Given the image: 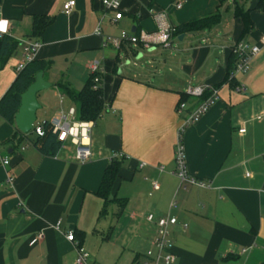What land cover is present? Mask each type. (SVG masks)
<instances>
[{
    "label": "crops",
    "instance_id": "obj_1",
    "mask_svg": "<svg viewBox=\"0 0 264 264\" xmlns=\"http://www.w3.org/2000/svg\"><path fill=\"white\" fill-rule=\"evenodd\" d=\"M67 1L0 0V32L17 42L16 57L0 68V98L16 77L21 42L38 40L35 59L50 62L43 72L50 87L37 94L42 121L57 113L78 120L76 112L69 114L74 103L55 85L81 89L91 62L101 74L105 104L92 122L91 157L84 163L74 159L69 138L54 156L42 155L0 117V155L9 161L0 162V264H74L76 246L88 252V264L142 262L147 249L155 251L156 226L146 220L148 213L177 219L169 229L175 256L170 264H264V119L255 120L264 114V10L258 1L121 0L123 17L114 24L100 0H74L64 13ZM236 4L249 11L253 23L244 35L234 17ZM159 10L174 31L214 13L219 20L173 35L171 48L160 51L159 45L145 48L140 42L103 44L121 31L154 32L153 14ZM34 15L51 18L40 37L31 36ZM240 41L260 47L244 73L233 67L232 49ZM142 50L150 54L143 56ZM129 56L140 62L124 69ZM188 85L218 89L217 101L183 133L188 174L205 188L180 186L172 173L178 125L199 102L185 95ZM182 101L186 110L178 114ZM114 157L123 162L111 195L126 203L119 214L110 203L99 216L103 201L95 192ZM8 174L11 186L5 183ZM153 182L159 185L155 191ZM70 230L74 244L65 237ZM38 233L42 238L32 242Z\"/></svg>",
    "mask_w": 264,
    "mask_h": 264
},
{
    "label": "built area",
    "instance_id": "obj_2",
    "mask_svg": "<svg viewBox=\"0 0 264 264\" xmlns=\"http://www.w3.org/2000/svg\"><path fill=\"white\" fill-rule=\"evenodd\" d=\"M105 11L111 12L112 16L109 19L110 23H116L123 17V10L121 7V0H100ZM75 5L74 0H69L63 4V12L69 13L72 7ZM182 3L177 1L175 3V8L179 9ZM156 21V29L152 33L141 32L139 36H128L125 31H121L118 37L106 36L103 39V44H111L115 48H119L124 41L130 43L140 42L145 48H149L153 45H159L164 49L171 48L172 37L174 28L170 25L166 18L164 10H159L153 14ZM99 28L96 29V34H99ZM4 32H0V37ZM264 44V38L260 40ZM22 50L19 54V61L15 67V71L19 72L25 65L33 61L36 57L38 50L41 48L42 44L40 41H22ZM260 47L258 45H250L246 42L240 41L232 49V53L235 55L236 62L234 67V72L244 73L248 70L249 62L252 56H254ZM90 73L98 72V67L96 62H91L88 64ZM95 82H99L98 77H95ZM238 91H243L242 87H237ZM185 95L189 97H195L199 99V102L191 109L188 110L186 115L182 117L180 124L177 128L176 133V144L174 149V170L172 173L178 178L180 186L196 185L201 188L209 187L202 181L196 180L194 177L188 174L186 168L185 152L183 146V133L185 129L196 122L203 114H205L210 107L218 99V89L216 87H209L206 85H188L185 89ZM186 110V103L184 101L180 102L177 107V113L180 114L182 111ZM76 110L71 108L69 111L70 115H74ZM264 119V114H259L255 117V120L261 121ZM42 122L33 124L32 129L29 133L34 136L42 137L44 136L45 130L43 128ZM48 128L52 130L53 133L57 134L58 139L62 142L64 139L69 138L71 143L74 145V159L78 163H84L88 161L91 157L90 150V139L89 132L92 127V121H69L63 113H57L47 122ZM240 134L245 132V129L238 130ZM31 143L27 140L26 145ZM119 158V157H118ZM0 162L2 165L8 164V159L0 155ZM13 176L8 174L5 178V183L8 186L13 184ZM159 188L157 182L152 183V191ZM170 206H175V201H171ZM146 220L150 223H154L156 226V237L152 241V245L155 251L151 248L147 249L144 253L145 259L142 262H135L133 264H158L160 262L164 264H170L175 260V256L169 250V229L170 227L177 224V219L175 217L165 215L161 217H155L152 213L146 215ZM185 228L186 225L183 224ZM66 239L75 243L74 233L70 230L65 235ZM42 238V233H38L35 239L39 240ZM77 255L74 260V264H88V252L80 247L76 246Z\"/></svg>",
    "mask_w": 264,
    "mask_h": 264
},
{
    "label": "trees",
    "instance_id": "obj_3",
    "mask_svg": "<svg viewBox=\"0 0 264 264\" xmlns=\"http://www.w3.org/2000/svg\"><path fill=\"white\" fill-rule=\"evenodd\" d=\"M257 7L264 10V0H257ZM234 17L242 23V35L253 28V23L249 18V11L243 6L236 4L234 9ZM219 20V15L214 13L207 17L200 18L184 25L179 26L173 32V35H178L185 31H195L210 27L216 24ZM51 22V18L45 15H34L32 20L31 36L40 37L44 28ZM17 49V42L9 34H4L0 37V68L3 67L8 58L15 53ZM234 58L233 67H235L236 58ZM50 67V62L45 60H36L27 63L25 67L17 72L15 79L0 98V117H2L9 124L14 126V116L20 105L21 94L34 81L37 72H46ZM95 77H98L99 82H95ZM228 78V77H227ZM229 83L233 85V79H228ZM56 88L63 95L67 96L75 105L76 116L80 121H96L105 111V104L103 99V90L101 87L100 72L90 73L84 85L79 90L70 88L67 84L58 82ZM48 120L42 122L45 130L44 136H34L31 133L23 134L15 129V134L19 138L28 140L32 146L36 147L42 155L54 156L60 148L62 142L58 139L57 134L53 133L47 124ZM123 157H114L107 164L100 184L96 190V195L102 199L103 207L100 215L106 212L110 203L117 205V214L125 206L126 199L111 195L112 186L118 177L119 169L122 165Z\"/></svg>",
    "mask_w": 264,
    "mask_h": 264
},
{
    "label": "water",
    "instance_id": "obj_4",
    "mask_svg": "<svg viewBox=\"0 0 264 264\" xmlns=\"http://www.w3.org/2000/svg\"><path fill=\"white\" fill-rule=\"evenodd\" d=\"M182 37H179L181 39ZM50 87V83L43 77V72H37L34 81L20 96V105L14 116L15 128L23 133L28 134L34 122L36 121V112L40 109L37 101V94L40 91Z\"/></svg>",
    "mask_w": 264,
    "mask_h": 264
},
{
    "label": "rangeland",
    "instance_id": "obj_5",
    "mask_svg": "<svg viewBox=\"0 0 264 264\" xmlns=\"http://www.w3.org/2000/svg\"><path fill=\"white\" fill-rule=\"evenodd\" d=\"M176 41V40H175ZM161 47H157L155 50H158L160 51ZM140 53H142L143 56H146L147 54H150L149 52H147V50H142ZM11 57H16L15 54L13 53L11 55ZM18 57V56H17ZM129 62L128 64L125 65L126 62ZM140 62V59L138 60L137 57L135 56H129V59H125L123 62H122V68H128V69H132L135 64L139 63ZM124 64V65H123ZM38 101V100H37ZM38 103L40 104V109L37 110V113H36V121L34 122L35 124L41 122L44 118V108H42V105L41 103L38 101Z\"/></svg>",
    "mask_w": 264,
    "mask_h": 264
}]
</instances>
